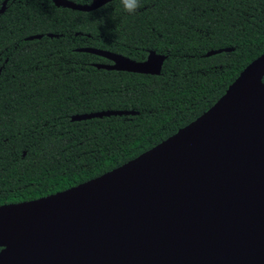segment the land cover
Masks as SVG:
<instances>
[{
    "label": "trees",
    "instance_id": "1",
    "mask_svg": "<svg viewBox=\"0 0 264 264\" xmlns=\"http://www.w3.org/2000/svg\"><path fill=\"white\" fill-rule=\"evenodd\" d=\"M3 0H0V6ZM88 3L90 0H71ZM120 0L90 11L8 0L0 14V205L67 189L158 144L207 110L264 52V0ZM41 34L40 38L27 39ZM90 46L165 56L158 75L96 68ZM228 48L209 56V50ZM264 81V76H263ZM106 109L133 110L73 121Z\"/></svg>",
    "mask_w": 264,
    "mask_h": 264
},
{
    "label": "water",
    "instance_id": "2",
    "mask_svg": "<svg viewBox=\"0 0 264 264\" xmlns=\"http://www.w3.org/2000/svg\"><path fill=\"white\" fill-rule=\"evenodd\" d=\"M51 1L90 11L111 0ZM75 50L109 61L96 68L152 75L165 58ZM263 76L264 52L207 110L136 157L67 189L1 204L0 264H264Z\"/></svg>",
    "mask_w": 264,
    "mask_h": 264
},
{
    "label": "clouds",
    "instance_id": "3",
    "mask_svg": "<svg viewBox=\"0 0 264 264\" xmlns=\"http://www.w3.org/2000/svg\"><path fill=\"white\" fill-rule=\"evenodd\" d=\"M141 6V0H120L121 9L129 15H134Z\"/></svg>",
    "mask_w": 264,
    "mask_h": 264
}]
</instances>
